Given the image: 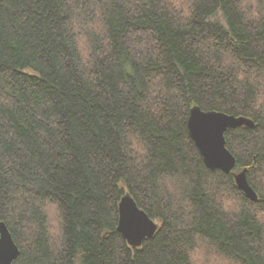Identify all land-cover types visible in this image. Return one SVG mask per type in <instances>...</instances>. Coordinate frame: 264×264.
I'll list each match as a JSON object with an SVG mask.
<instances>
[{"label": "trees", "instance_id": "1", "mask_svg": "<svg viewBox=\"0 0 264 264\" xmlns=\"http://www.w3.org/2000/svg\"><path fill=\"white\" fill-rule=\"evenodd\" d=\"M195 106L255 121L233 172ZM128 193L159 225L141 246ZM0 220L13 264H264V0H0Z\"/></svg>", "mask_w": 264, "mask_h": 264}, {"label": "water", "instance_id": "2", "mask_svg": "<svg viewBox=\"0 0 264 264\" xmlns=\"http://www.w3.org/2000/svg\"><path fill=\"white\" fill-rule=\"evenodd\" d=\"M254 127L251 118L230 114L218 110H203L199 106L191 109L188 127L206 165L211 169L233 172L237 158L227 147L226 132L240 126ZM238 186L252 199L258 194L249 183L247 169L235 173ZM118 230L132 246H141L146 238L153 237L159 227L158 223L141 208L128 193L119 204ZM16 243L6 222L0 220V264H13L20 255Z\"/></svg>", "mask_w": 264, "mask_h": 264}]
</instances>
